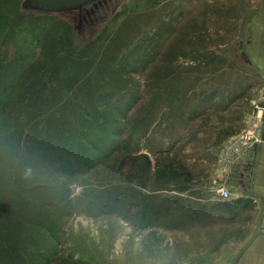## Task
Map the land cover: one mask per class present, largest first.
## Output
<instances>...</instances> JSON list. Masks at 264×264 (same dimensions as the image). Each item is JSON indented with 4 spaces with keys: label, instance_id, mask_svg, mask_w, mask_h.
Masks as SVG:
<instances>
[{
    "label": "rangeland",
    "instance_id": "obj_1",
    "mask_svg": "<svg viewBox=\"0 0 264 264\" xmlns=\"http://www.w3.org/2000/svg\"><path fill=\"white\" fill-rule=\"evenodd\" d=\"M263 79L264 0H0V264L235 248L212 186L224 142L264 122Z\"/></svg>",
    "mask_w": 264,
    "mask_h": 264
},
{
    "label": "crops",
    "instance_id": "obj_2",
    "mask_svg": "<svg viewBox=\"0 0 264 264\" xmlns=\"http://www.w3.org/2000/svg\"><path fill=\"white\" fill-rule=\"evenodd\" d=\"M258 92L261 96L257 103L264 105V81ZM240 134L225 141L222 149ZM220 161L221 154L217 164L221 172L219 179L226 180L228 187L236 189L231 193L232 200L227 202L235 203L237 208L235 221L223 229L236 231L233 243L237 246L229 247V251H222L216 258H202V263L195 264H264V142L247 152L233 169L222 168ZM243 200H248L250 204L242 205Z\"/></svg>",
    "mask_w": 264,
    "mask_h": 264
},
{
    "label": "built area",
    "instance_id": "obj_3",
    "mask_svg": "<svg viewBox=\"0 0 264 264\" xmlns=\"http://www.w3.org/2000/svg\"><path fill=\"white\" fill-rule=\"evenodd\" d=\"M260 121V126H251V129L245 130L235 140H232L223 147L220 161L222 168L226 166L232 169L235 168L245 157L247 152L255 149L257 144L264 142V122L263 119ZM212 193L215 194L220 201H229L232 198L226 180L215 179L213 181Z\"/></svg>",
    "mask_w": 264,
    "mask_h": 264
},
{
    "label": "water",
    "instance_id": "obj_4",
    "mask_svg": "<svg viewBox=\"0 0 264 264\" xmlns=\"http://www.w3.org/2000/svg\"><path fill=\"white\" fill-rule=\"evenodd\" d=\"M34 5L43 10L49 11H65L83 6L93 0H32ZM243 44H240V51L242 58L248 65H251V61L248 55L244 52Z\"/></svg>",
    "mask_w": 264,
    "mask_h": 264
},
{
    "label": "trees",
    "instance_id": "obj_5",
    "mask_svg": "<svg viewBox=\"0 0 264 264\" xmlns=\"http://www.w3.org/2000/svg\"><path fill=\"white\" fill-rule=\"evenodd\" d=\"M42 10H43V9H42ZM48 11H49V10H48ZM42 38L44 39V41L42 40V41H43L42 44L38 41V42H37V45H38V46H40V44H41V46H43V44H44L45 42H48V41L50 40V36H46V37H45V35H42L40 39H42Z\"/></svg>",
    "mask_w": 264,
    "mask_h": 264
}]
</instances>
